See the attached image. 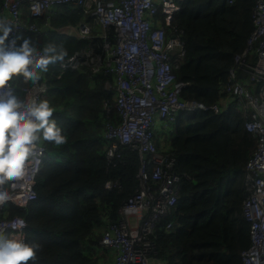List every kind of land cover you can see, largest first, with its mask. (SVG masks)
Listing matches in <instances>:
<instances>
[{
  "label": "trees",
  "instance_id": "1",
  "mask_svg": "<svg viewBox=\"0 0 264 264\" xmlns=\"http://www.w3.org/2000/svg\"><path fill=\"white\" fill-rule=\"evenodd\" d=\"M178 2L173 26L185 48L175 71L186 83L181 98L212 105L226 96L222 87L231 67L237 68L240 78L247 76L234 56L245 51L254 30L256 0ZM83 20L94 23L84 7L56 6L49 16H32L25 9L26 26L49 28L25 27L19 42L30 37L40 50L47 42L63 45L68 51L64 58L80 50L101 52V27L96 23L89 38L58 30ZM60 60L48 65L42 79L48 86L44 98L66 140L61 145L37 141L45 148L35 183L37 198L26 207L8 204L7 213L23 217L28 223L27 241L40 245L27 264H101L102 228L117 222L121 206L139 191L142 159L136 149L122 144L119 157L106 156L105 124L119 122L113 93L105 86L113 77L103 71L94 74L88 65L63 70ZM255 61L256 54L247 57V63ZM32 83L16 76V93L23 96ZM251 87L258 90L257 85ZM245 120V114L229 104L218 113L181 112L171 122L174 132L168 133L165 147H158L167 149L163 154L173 159L172 171L181 176V184L176 206L157 220L148 235L153 259L164 264H243L241 252L251 244L250 225L243 215L246 162L256 147L255 136L244 128Z\"/></svg>",
  "mask_w": 264,
  "mask_h": 264
},
{
  "label": "built area",
  "instance_id": "2",
  "mask_svg": "<svg viewBox=\"0 0 264 264\" xmlns=\"http://www.w3.org/2000/svg\"><path fill=\"white\" fill-rule=\"evenodd\" d=\"M64 4L84 7L94 23L103 27L99 34L103 43L101 52L80 50L60 60L59 66L63 70H76L88 65L94 74L103 71L104 75L113 77L105 86L113 93L119 122L105 124L106 156L109 160L119 157L122 144L136 149L142 159L139 191L121 206L120 219L109 221L102 228L101 249L111 252L110 260L104 264H159V260L150 256L153 244L148 235L157 220L176 206L181 184V176L172 171L173 159L169 160L163 154L167 149L161 150L156 142L159 123L168 131L170 122L181 112L218 113L229 104L245 114L244 128L256 138V147L246 162L247 195L243 201L251 244L241 252V259L243 264H264V0H256L253 8L254 30L245 51L234 56L237 67L247 76L240 78L237 68L231 67L228 82L222 87L226 96L212 105L181 98L186 83L177 79L175 71L184 58L185 48L173 26L180 11L178 0H1V12L13 22L10 36L19 43V33L25 27L45 30L24 24L25 8L32 16H49L56 6ZM94 23L83 20L77 26H67L63 32L89 38ZM253 53L256 61L249 64L247 57ZM16 76L0 91L11 88L16 92ZM251 84L257 85L258 90ZM47 89L41 74L39 81L25 88V93L44 98ZM44 155V146L36 142L25 176L3 186L11 198L0 204V229L11 236L20 235L26 241L27 221L17 215L10 217L7 205L26 207L37 198L35 183ZM185 177L191 179L190 175ZM17 219L24 221L22 228L7 227ZM168 228L173 226L169 224Z\"/></svg>",
  "mask_w": 264,
  "mask_h": 264
},
{
  "label": "clouds",
  "instance_id": "3",
  "mask_svg": "<svg viewBox=\"0 0 264 264\" xmlns=\"http://www.w3.org/2000/svg\"><path fill=\"white\" fill-rule=\"evenodd\" d=\"M14 24L0 16V89L14 76L33 83L39 81L48 65L68 55L63 45L47 42L38 50L30 37L19 43L10 36ZM53 107L46 98L30 92L23 96L11 88L0 91V204L8 201L9 191L3 187L24 177L35 143L39 140L61 145L66 136L53 117ZM22 219L13 220L12 229L22 228ZM40 245L22 236H11L0 229V264H27L35 258Z\"/></svg>",
  "mask_w": 264,
  "mask_h": 264
},
{
  "label": "crops",
  "instance_id": "4",
  "mask_svg": "<svg viewBox=\"0 0 264 264\" xmlns=\"http://www.w3.org/2000/svg\"><path fill=\"white\" fill-rule=\"evenodd\" d=\"M26 9V8H25ZM24 9V10H25ZM23 10V12H24ZM2 12H1V0H0V16H2ZM4 16V15H3ZM98 26H100L99 24H97ZM71 26V25H69ZM67 27V26H66ZM66 27H62V28H59L58 30L59 31H64L66 30ZM101 27V31H103V27ZM43 30H47L49 27H47L46 25L42 27ZM64 33V32H63ZM72 33V32H71ZM67 35H71V36H75L74 34H70V33H65ZM169 128H170V124H169ZM169 131V129H168ZM166 131V128H164V126L162 124L159 123V125L157 126V136H156V142L157 144L160 146V147H165L166 146V137H167V132ZM170 132V131H169ZM168 132V133H169ZM99 256H101V264H104L106 262H108L111 258V252L109 250H104V249H99V253H98ZM159 264H164L163 262L159 261Z\"/></svg>",
  "mask_w": 264,
  "mask_h": 264
},
{
  "label": "rangeland",
  "instance_id": "5",
  "mask_svg": "<svg viewBox=\"0 0 264 264\" xmlns=\"http://www.w3.org/2000/svg\"><path fill=\"white\" fill-rule=\"evenodd\" d=\"M171 126H172V127H171ZM169 131H170V134L174 132V125L171 124V122H170V128H169ZM169 131H168V132H169ZM168 132L166 133L167 135H168ZM170 134H169V135H170Z\"/></svg>",
  "mask_w": 264,
  "mask_h": 264
},
{
  "label": "water",
  "instance_id": "6",
  "mask_svg": "<svg viewBox=\"0 0 264 264\" xmlns=\"http://www.w3.org/2000/svg\"><path fill=\"white\" fill-rule=\"evenodd\" d=\"M143 158H146V154H143Z\"/></svg>",
  "mask_w": 264,
  "mask_h": 264
}]
</instances>
